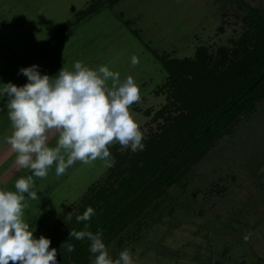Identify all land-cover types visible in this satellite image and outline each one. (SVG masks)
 <instances>
[{
	"label": "rangeland",
	"instance_id": "rangeland-1",
	"mask_svg": "<svg viewBox=\"0 0 264 264\" xmlns=\"http://www.w3.org/2000/svg\"><path fill=\"white\" fill-rule=\"evenodd\" d=\"M93 1L0 0V87L23 86L27 77L20 69L32 65L50 77L62 67L73 70L77 61L97 71L107 66L139 87L140 100L129 111L143 140L162 121L153 119L155 111L171 100L155 54L182 58L200 45L207 52L230 47L250 27L246 5L264 9V0H117L80 15ZM6 102L0 97V191H16L15 181L31 171L17 169L5 142L12 131ZM55 144L53 137L49 145ZM117 149L131 148L118 143ZM109 164L111 156L87 165L76 161L57 176L54 163L46 177H33L39 199L25 193L22 201L33 236L44 235ZM162 206L139 240L109 248L113 261L127 249L132 264H264V98L167 187Z\"/></svg>",
	"mask_w": 264,
	"mask_h": 264
},
{
	"label": "trees",
	"instance_id": "trees-1",
	"mask_svg": "<svg viewBox=\"0 0 264 264\" xmlns=\"http://www.w3.org/2000/svg\"><path fill=\"white\" fill-rule=\"evenodd\" d=\"M116 1L94 0L79 13ZM246 9L250 27L230 47L207 52L200 45L193 56L182 58L155 54L167 73L161 86L171 97L153 115L162 121L142 141L143 150L120 151L118 143L110 145L111 166L46 229L43 236L57 249V264H92L90 240L70 237L73 230L101 232L108 252L139 240L161 215L167 187L178 183L225 130L264 98V9ZM88 207L94 215L77 221ZM67 244L75 250L69 253Z\"/></svg>",
	"mask_w": 264,
	"mask_h": 264
},
{
	"label": "clouds",
	"instance_id": "clouds-1",
	"mask_svg": "<svg viewBox=\"0 0 264 264\" xmlns=\"http://www.w3.org/2000/svg\"><path fill=\"white\" fill-rule=\"evenodd\" d=\"M131 63L138 64V57L133 56ZM37 67L20 69L27 77L23 86L9 82L0 87V97L7 96L5 107L12 128L5 142L16 154L17 169L31 171L27 178L15 181L16 191H0V264H57V249L50 248L51 241L43 235L35 238L23 219L25 193L32 200L39 199L32 190L33 177H46L54 163L56 175L61 176L76 161L87 165L107 160L114 142L132 152L144 147L143 134L129 111L140 100L131 76L121 80L107 66L97 71L79 61L73 70L62 67L54 77L41 75ZM53 137L56 144L50 146ZM93 215L94 209L88 207L76 219L88 221ZM69 236L90 240L92 264H132L127 249L118 260L110 258L101 232L73 230ZM66 250L73 252L74 245L67 244Z\"/></svg>",
	"mask_w": 264,
	"mask_h": 264
}]
</instances>
